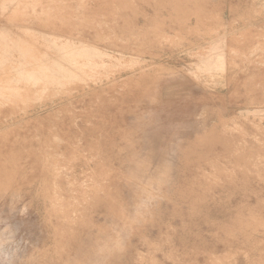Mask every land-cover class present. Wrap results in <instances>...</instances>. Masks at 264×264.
Returning a JSON list of instances; mask_svg holds the SVG:
<instances>
[{"label":"rangeland","instance_id":"1","mask_svg":"<svg viewBox=\"0 0 264 264\" xmlns=\"http://www.w3.org/2000/svg\"><path fill=\"white\" fill-rule=\"evenodd\" d=\"M0 54V261L264 264V0H0Z\"/></svg>","mask_w":264,"mask_h":264},{"label":"bare ground","instance_id":"2","mask_svg":"<svg viewBox=\"0 0 264 264\" xmlns=\"http://www.w3.org/2000/svg\"><path fill=\"white\" fill-rule=\"evenodd\" d=\"M43 34H44V33H43ZM33 37H34V36H33ZM4 39H5V38H4ZM31 39H32V38H30V40H31ZM33 40H34V39H33ZM34 41H35V40H34ZM28 43H29V42H28ZM52 44H53V43H52ZM73 44H74V43H73ZM30 45H31V44H30ZM30 45H29V46H30ZM80 45H81V44H80ZM86 45H87V44H86ZM31 46H32V45H31ZM55 46H56V45H55ZM92 46H93V45H92ZM92 46H91V47H92ZM6 47H7V46H6ZM33 47H34V46H33ZM33 47H31V48H33ZM40 47H41V46H40ZM53 47H54V46H53ZM3 48H4V47H3ZM46 48H47V47H46ZM87 48H88V47H87ZM92 48H93V47H92ZM29 49H30V48H29ZM54 49H55V48H54ZM63 49H64V47H63ZM93 49H94V48H93ZM79 50H80V49H79ZM39 51H40V50H38V52H39ZM45 51H46V50H45ZM89 51H90V50H89ZM91 51H92V50H91ZM4 52H5V50H4ZM8 52H9V51H8ZM47 52H48V51H47ZM77 52H78V51H77ZM85 52H86V50H85ZM43 53H44V52H43ZM45 53H46V52H45ZM59 53H60V52H59ZM59 53H58V54H59ZM69 53H70V52H69ZM81 53H82V52H81ZM92 53H93V52H92ZM6 54H7V53H6ZM47 54H48V53H47ZM0 55H1V54H0ZM45 55H46V54H45ZM52 55H53V54H52ZM2 56H3V55H2ZM42 56H44V55H42ZM54 56H55V55H54ZM64 56H65V55H64ZM121 56H122V55H121ZM124 56H125V55H124ZM39 57H40V56H39ZM61 57H62V56H61ZM69 57H70V56H69ZM69 57H66V58H69ZM0 58H1V57H0ZM49 58H50V57H49ZM56 58H57V56H56ZM59 58H60V56H59ZM111 58H112V57H111ZM30 59H31V58H30ZM43 59H44V58H43ZM53 59H54V58H53ZM62 59L64 60L65 58H62ZM78 59H79V58H78ZM55 60H56V59H55ZM63 60H62V61H63ZM65 60H67V59H65ZM0 61H1V60H0ZM3 61H4V60H3ZM42 61H43V60H42ZM44 61H45V60H44ZM44 61H43V62H44ZM69 61H71V60H69ZM74 61H75V60H74ZM87 61H88V60H87ZM150 61H151V60H150ZM153 61H154V60H153ZM164 61H165V60H164ZM52 62H53V61H52ZM56 62H58V59H57ZM64 62H65V61H64ZM44 63H45V62H44ZM53 63H54V62H53ZM160 63H161V62H160ZM160 63H159V64H160ZM74 64H75V62H74ZM77 64H78V63H77ZM36 65H37V64H36ZM38 65H40V64H38ZM107 65H108V64H107ZM57 66H58V65H57ZM70 66H71V64H70ZM83 66H84V65H83ZM1 67H2V66H1ZM41 67H42V66H41ZM41 67H40V68H41ZM48 67H49V66H48ZM53 67H54V66H53ZM53 67H51V68H53ZM42 68H43V67H42ZM44 68H45V67H44ZM60 68H61V66L59 67V70H60ZM66 68H67V67H66ZM72 68H73V67H72ZM75 68H76V67H75ZM36 69H37V68H36ZM38 69H39V67H38ZM57 69H58V68H57ZM29 70H31V69H29ZM33 70H34V69H33ZM46 70H47V69H46ZM51 70H52V69H51ZM59 70H58V71H59ZM71 70H72V69H71ZM71 70H70V71H71ZM75 70H76V69H75ZM0 71H1V70H0ZM31 71H32V70H31ZM39 71H40V70H39ZM42 71H43V70H42ZM53 71H54V70H53ZM55 71H56V70H55ZM64 71H65V70H64ZM66 71H67V70H66ZM66 71H65V72H66ZM68 71H69V70H68ZM43 72H44V71H43ZM47 72H48V71H47ZM50 72H51V71H50ZM73 72H74V71H73ZM73 72H72V73L69 72L70 75H72ZM78 72H79V71H78ZM52 73H53V72H52ZM52 73H51V75H52ZM55 73H56V72H55ZM55 73H54V74H55ZM66 73H67V72H66ZM5 74H6V73H5ZM60 74H61V73H60ZM33 75H34V74H33ZM44 75L46 76V74H44ZM44 75H43V76H44ZM48 75H49V74H48ZM57 75H58V74H57ZM57 75H56V76H57ZM61 75H62V74H61ZM77 75H78V74H77ZM5 77H6V76H5ZM34 77H35V76H34ZM40 77H42V76L40 75ZM48 77L50 78V76H48ZM48 77H47V78H48ZM53 77H54V76H53ZM65 77H66V76H65ZM68 77H69V76H68ZM70 77H71V76H70ZM73 77H74V75H73ZM76 77H77V76H75V78H76ZM38 78H39V76H38ZM55 78H56V77H55ZM57 78H59V76H58ZM0 79H1V78H0ZM9 79H10V77H9ZM24 79H25V78H24ZM27 79H28V78H27ZM45 79H46V77H45ZM62 79H63V78H62ZM107 79H108V78H107ZM16 80H17V79H16ZM16 80L13 79V81H15V82H16ZM33 80H34V79H33ZM33 80H32V81H33ZM53 80H54V78H53ZM58 80H60V79H58ZM65 80H66V78H65ZM70 80H71V79H70ZM72 80H73V79H72ZM8 81H9V80H8ZM17 81H18V80H17ZM30 81H31V80H30ZM35 81L37 82V78H36ZM39 81H40V83H41V80H38V82H39ZM46 81H47V80H46ZM50 81H51V80H49V82H50ZM55 81H56V80H55ZM0 82H3V81H0ZM4 82H5V80H4ZM43 82H44V81H43ZM49 82H48V83H49ZM57 82H58V81H57ZM5 83H6V82H5ZM7 83H8V82H7ZM9 83H10V82H9ZM11 83H12V79H11ZM48 83H47V84H48ZM60 83H61V82H60ZM65 83H66V82H65ZM47 84H46V85H47ZM62 84H63V83H61V85H62ZM2 85H3V84H2ZM2 85H1V86H2ZM6 85H7V84H6ZM6 85H5V86H6ZM48 85H49V84H48ZM51 85H52V84H51ZM51 85H50V86H51ZM59 85H60V84H59ZM15 86H16V85H15ZM44 86H45V85H44ZM24 87H25V86H24ZM92 87H93V86H92ZM7 88H8V86H7ZM43 88H44V87H43ZM46 88H48V87H46ZM8 89H9V88H8ZM39 89H40V88H39ZM10 90H11V89H10ZM10 90H9V91H10ZM41 90H42V88H41ZM165 90H166V95H170V94L174 93V91H175V87H174V85L169 84V85H167V86L165 87ZM37 92H38V91H37ZM41 92H43V91H41ZM44 92H45V88H44ZM44 92H43V93H44ZM11 94H12V93H11ZM14 95H15V94L13 93V97H14ZM21 95H22V94H21ZM41 95H42V94H41ZM39 96H40V94H39ZM16 97L18 98V96H16ZM20 97H21V96H20ZM1 98H2V96H1ZM18 99H19V98H18ZM20 99H21V98H20ZM23 99H24V98H22L21 100H23ZM30 100H31V98H30ZM28 101H29V100H28ZM28 101H27V102H28ZM31 101H32V100H31ZM24 104H25V103H24ZM59 156H60V155H59ZM12 169H13V168H12ZM25 184H26V183H25ZM1 196H2V195H1ZM163 197H164V195H163ZM163 197H161V198H163ZM114 201H115V200H114ZM10 202H11V201H10ZM12 202H13V201H12ZM125 211H126V210H125ZM114 212H115V211H114ZM121 212H122V211H121ZM122 214H123V213H122ZM73 215H74V214H73ZM127 216H128V215H127ZM126 219H127V217H126ZM129 220H130V219H129Z\"/></svg>","mask_w":264,"mask_h":264},{"label":"clouds","instance_id":"3","mask_svg":"<svg viewBox=\"0 0 264 264\" xmlns=\"http://www.w3.org/2000/svg\"><path fill=\"white\" fill-rule=\"evenodd\" d=\"M163 179H164V176L158 173L156 176L149 178V183H154V181L156 180H163ZM0 244H4L3 238H0ZM0 264H4V262L0 261Z\"/></svg>","mask_w":264,"mask_h":264}]
</instances>
